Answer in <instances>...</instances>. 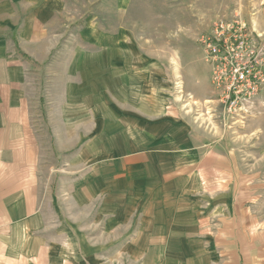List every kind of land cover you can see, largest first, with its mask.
<instances>
[{
    "label": "rangeland",
    "instance_id": "obj_1",
    "mask_svg": "<svg viewBox=\"0 0 264 264\" xmlns=\"http://www.w3.org/2000/svg\"><path fill=\"white\" fill-rule=\"evenodd\" d=\"M41 1V41L21 47L43 175L24 264H216L233 242L264 248V89L225 114L198 41L237 12L264 32V0Z\"/></svg>",
    "mask_w": 264,
    "mask_h": 264
},
{
    "label": "crops",
    "instance_id": "obj_2",
    "mask_svg": "<svg viewBox=\"0 0 264 264\" xmlns=\"http://www.w3.org/2000/svg\"><path fill=\"white\" fill-rule=\"evenodd\" d=\"M45 3L48 6V2ZM32 8L40 12L34 13ZM41 9V0H0V264L26 263L29 256L26 250L32 245L25 238L29 232L37 230L31 228L39 225L42 216L37 192L43 175L36 172L38 149L42 146L34 141L35 136L28 128L24 98L23 60L29 61L26 58L31 56L21 49L22 42L41 41L39 27L44 20ZM233 243L227 249L222 247L224 256L218 257L216 264L264 263L260 256L264 248L257 242L253 245L252 241L248 242V246L240 244L239 250ZM45 246L42 243L37 248L42 260L46 257ZM258 249L257 256L253 257L251 250Z\"/></svg>",
    "mask_w": 264,
    "mask_h": 264
},
{
    "label": "built area",
    "instance_id": "obj_3",
    "mask_svg": "<svg viewBox=\"0 0 264 264\" xmlns=\"http://www.w3.org/2000/svg\"><path fill=\"white\" fill-rule=\"evenodd\" d=\"M198 41L225 114L252 104L264 89V32L237 12L202 32Z\"/></svg>",
    "mask_w": 264,
    "mask_h": 264
},
{
    "label": "bare ground",
    "instance_id": "obj_4",
    "mask_svg": "<svg viewBox=\"0 0 264 264\" xmlns=\"http://www.w3.org/2000/svg\"><path fill=\"white\" fill-rule=\"evenodd\" d=\"M207 104H209L210 102L209 101H206Z\"/></svg>",
    "mask_w": 264,
    "mask_h": 264
}]
</instances>
